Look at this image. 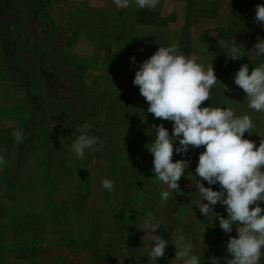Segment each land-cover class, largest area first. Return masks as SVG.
Listing matches in <instances>:
<instances>
[{
    "label": "rangeland",
    "instance_id": "374dc122",
    "mask_svg": "<svg viewBox=\"0 0 264 264\" xmlns=\"http://www.w3.org/2000/svg\"><path fill=\"white\" fill-rule=\"evenodd\" d=\"M257 4L264 0H160L154 10L135 3L118 10L113 0H0V155L14 161L5 160L0 183L5 189L16 163L28 172L34 169L46 192L26 201L21 197L25 202L19 200L16 210L23 212L25 203L35 213L49 209L41 216L48 224L38 217L26 220L29 232L48 238L34 251L31 239L37 236L21 233L19 225L9 230L10 202L0 198V264H182L171 243L179 235L192 243L200 264H210L213 256L219 264L231 258L226 247L229 236H237L235 225L226 234L214 220L227 218L225 207L217 203L208 217L198 208L207 203L194 187L203 146H190L187 156L174 152L173 162L188 159L190 167L178 182L180 189L161 201L160 193L168 189L154 177L153 155L145 145L155 139L152 125L163 123L171 135L173 122L147 112L133 80L159 47L176 43L205 69L213 65L218 80L211 100L201 107L249 115L255 127L244 138L258 147L264 112L248 108L245 93L234 83L242 64L250 74L264 63V56L252 50L257 38L264 39V28L254 19ZM234 41L244 54L240 60L230 59ZM224 85L233 91L223 92ZM85 124L91 126L88 135L98 138L99 150H86L79 159L71 145L79 135L75 129ZM16 129L25 134L22 143L12 135ZM103 179L114 181V191L102 187ZM201 182L220 190L219 184ZM148 212L162 224L156 234L169 241L157 262L148 257L149 233L137 227ZM15 245L26 250L17 254ZM259 264H264V250Z\"/></svg>",
    "mask_w": 264,
    "mask_h": 264
},
{
    "label": "clouds",
    "instance_id": "9594fccd",
    "mask_svg": "<svg viewBox=\"0 0 264 264\" xmlns=\"http://www.w3.org/2000/svg\"><path fill=\"white\" fill-rule=\"evenodd\" d=\"M113 3L118 10L128 8L132 3L141 10H154L160 0H113ZM254 19L264 28V4L256 5ZM252 50L257 56H264V39L257 38ZM228 52L232 60L244 56L235 41ZM130 60L136 63L135 56ZM217 80L212 63L205 69L193 58L183 55L176 43L159 47L144 60L135 72L133 84L139 87L149 105L148 113L156 119L173 122L171 135L163 123L152 125L151 134L155 139L145 147L153 155L154 177L167 186L168 191L160 193L161 201L166 203L171 192L180 189L178 182L190 167L188 159L173 162L174 152L187 156L190 146H203L195 169L200 179L195 180L194 187L200 201L207 203H200L199 211L208 217L219 203L227 212V218L222 215L214 218L219 219L220 229L230 234L235 225L237 236H229L226 251L231 258L225 257V264H259L264 250V208L259 203L264 202V138L258 147L255 141L244 138V134L255 127L247 114L237 116L233 109L226 107H201L211 100V89ZM234 83L245 93L248 108L264 112V63L254 67L250 74L248 64H242ZM225 91L230 93L233 89L224 85ZM90 127L85 124L75 129L79 135L73 140L71 150L79 159H84L86 150H99L98 138L88 135ZM12 135L17 143H22L25 138L19 129ZM176 141L178 145L174 148ZM5 164V159L0 156V170ZM201 181L208 185L219 184L220 190L205 187ZM102 187L112 192L114 181L103 179ZM161 226L150 212L145 213L143 223L137 226L149 233L152 246L148 257L154 262L164 257L169 246L168 240L156 234ZM171 243L175 246V259L182 264H200L192 243L186 242L183 235ZM209 261L219 264V258L215 256Z\"/></svg>",
    "mask_w": 264,
    "mask_h": 264
},
{
    "label": "crops",
    "instance_id": "0c3cea01",
    "mask_svg": "<svg viewBox=\"0 0 264 264\" xmlns=\"http://www.w3.org/2000/svg\"><path fill=\"white\" fill-rule=\"evenodd\" d=\"M14 145L15 144H13L11 146V148L9 149V152H8L9 155H11V153H12L11 150L14 148ZM7 146H8L7 147V149H8L9 148V144H7ZM2 149H3V147L0 148V150H2ZM0 153L2 154V152H0ZM0 156H2V155H0ZM3 158L5 160H7V162L10 165H13L14 161L12 160L11 156H7V157L3 156ZM32 171L28 172V170L24 169V167L23 168L22 167H18V165L16 163V167L14 168L13 173L10 176L11 181L9 179V181H8L9 184L5 186V189L3 188V186H4L3 183H0V184H2V185H0V198L2 196L5 197V198L7 197L6 200H8L10 202L8 204V208H10V212L8 214V216H9L8 220L10 219V223H9V227H8L9 230L15 229L17 227V225H19L21 230H22L21 233H24V234L25 233H29V234H31L30 237L31 236L35 237V236H37V235H35L36 233H31V232L28 231V226L26 225V220H28V218H30V217H32V218L38 217V218H40L42 220L43 218L41 216H43V214H48L49 213V209L44 208V209H41L40 212H36L35 213L32 210L26 208L28 206V204L25 203V206H23L21 208L23 210V212H18L16 210V209H20L18 207V204H19L18 202H19L21 197H22V199L24 198V200L26 201V199H27V197L29 195H34L35 196V193L40 195V194H44L46 192V189H45L46 185L42 184L41 174L39 172L34 173L35 171H33V172ZM1 177H6V174L5 173H0V178ZM38 178H40V179H38ZM12 182H14L15 184L20 185V186H25L26 188H28V192L24 193L21 190H19L18 188H14L11 185ZM39 195H36V196H39ZM14 197H16V203L11 204L12 201H14V199H13ZM24 200H20V201L25 202ZM0 203H2L1 199H0ZM29 203L31 204L30 201H29ZM1 206L2 205H0V207ZM1 213L2 212H0V214ZM11 217H13V218H11ZM43 221L46 222L44 219H43ZM46 224H48V223L46 222ZM45 226H47V225H45ZM40 235H38L37 238H32L31 239V241L33 243L30 245V247L34 248V251H36L38 249H42L43 246H44V243L41 244L42 240L43 239H46V240L48 239L47 236L44 237V236H40ZM14 237H15L14 241H18L19 236H17V234H14ZM41 237H43V238H41ZM35 241L38 242V243H35ZM25 250H26V248L24 249L23 247L18 246V245H15V249H13V251H15V253H17V254L18 253L20 254V253L24 252Z\"/></svg>",
    "mask_w": 264,
    "mask_h": 264
}]
</instances>
